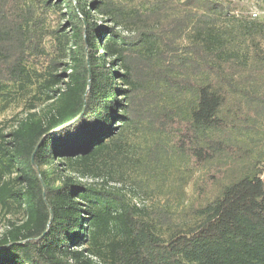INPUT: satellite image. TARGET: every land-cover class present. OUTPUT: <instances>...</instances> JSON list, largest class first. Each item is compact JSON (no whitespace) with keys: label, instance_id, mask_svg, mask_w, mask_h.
Here are the masks:
<instances>
[{"label":"trees","instance_id":"1","mask_svg":"<svg viewBox=\"0 0 264 264\" xmlns=\"http://www.w3.org/2000/svg\"><path fill=\"white\" fill-rule=\"evenodd\" d=\"M236 11L0 0V96L35 86L0 135V264H264V21Z\"/></svg>","mask_w":264,"mask_h":264},{"label":"rangeland","instance_id":"2","mask_svg":"<svg viewBox=\"0 0 264 264\" xmlns=\"http://www.w3.org/2000/svg\"><path fill=\"white\" fill-rule=\"evenodd\" d=\"M58 0H53L56 2ZM226 1V0H224ZM231 1L237 11L236 14L239 16H246L252 19H258L264 21V0H228ZM100 19V18H99ZM67 15L65 8H61L57 10V8H53L48 15L46 26L48 29H54L55 27H61L65 30L70 29V25L67 22ZM45 47L48 51H51L50 46L53 44V39L51 37H47L45 39ZM46 62L43 60L40 63H31L29 67L35 69L37 72H42ZM61 69V68H60ZM35 86H31L27 89H19L9 86L4 93L8 95L0 96V135H6L12 131V129L16 125V121L25 117L28 105L30 104L31 96L35 91ZM50 102H47L43 105L36 106L34 111H40L44 107H46ZM85 182H89V179ZM190 192V188L188 189ZM134 199V198H133ZM132 202H138V199L132 200ZM139 203V202H138ZM140 204L148 206L151 204L150 200H146L143 202L140 201ZM9 219H23V216L20 214L16 215H8L5 216L0 211V237L2 233L8 227Z\"/></svg>","mask_w":264,"mask_h":264}]
</instances>
